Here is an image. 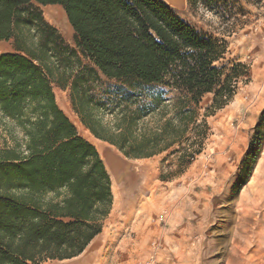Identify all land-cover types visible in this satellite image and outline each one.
Segmentation results:
<instances>
[{
  "label": "trees",
  "instance_id": "obj_1",
  "mask_svg": "<svg viewBox=\"0 0 264 264\" xmlns=\"http://www.w3.org/2000/svg\"><path fill=\"white\" fill-rule=\"evenodd\" d=\"M37 5L63 9L75 48ZM11 40L16 52L0 54V264L77 258L112 211L111 175L58 105L53 82L70 90L91 135L126 158L178 147L168 180L202 153L206 118L225 108L249 75L243 63H224L226 40L203 34L163 0H0V43ZM103 78L123 86L97 99ZM155 85L165 91L147 102L141 90Z\"/></svg>",
  "mask_w": 264,
  "mask_h": 264
},
{
  "label": "rangeland",
  "instance_id": "obj_2",
  "mask_svg": "<svg viewBox=\"0 0 264 264\" xmlns=\"http://www.w3.org/2000/svg\"><path fill=\"white\" fill-rule=\"evenodd\" d=\"M37 7L45 19L46 6ZM174 10L203 34L226 40L224 63H243L249 66V75L240 82L232 101L206 118L210 131L203 151L183 173L165 180L177 170L178 147L149 159L132 160L109 145L126 164L143 166L150 183L133 207L121 213L111 211L104 223V239L94 254L101 264H169L162 255L164 239L172 221L181 216L176 230L188 232L189 240L183 242L181 251H171L177 254L176 263L264 264V0H215L212 5L201 0L193 6L186 0ZM58 31L67 45L76 47L73 30ZM13 52V40L0 44V54ZM102 81L93 92L97 99L113 97L123 86ZM52 87L60 108L71 120H78L90 137L80 130L79 134L94 143L96 139L74 111L70 90L54 82ZM141 91L149 102L152 94L165 88L155 85ZM212 100L211 94L203 98L201 119ZM165 212L166 224L158 220Z\"/></svg>",
  "mask_w": 264,
  "mask_h": 264
},
{
  "label": "crops",
  "instance_id": "obj_3",
  "mask_svg": "<svg viewBox=\"0 0 264 264\" xmlns=\"http://www.w3.org/2000/svg\"><path fill=\"white\" fill-rule=\"evenodd\" d=\"M54 7H58V8H60L63 11V9L60 6H47L46 7V13H45V19L48 22H50V21L47 19L46 14L48 12V9L54 8ZM65 16H66V14H65ZM53 18H54V20H57V17H54L53 16ZM50 23H52V22H50ZM53 24H55L58 27V29H60V27L56 23H53ZM64 25L66 26V24H64ZM2 43L3 42H1L0 44H2ZM77 129H78V127H77ZM78 132H79V129H78ZM88 136L90 137V133L89 132H88ZM88 136H87V138H88ZM97 142H101V141L95 140V142L93 144L95 145V143H97ZM101 143H103V145L105 144L104 147L109 146L108 144H106L104 142H101ZM100 155H101V153H100ZM128 169L129 170H125V172H123L121 174L122 175V185L120 186V188H121V191H122L123 196H124V204H123L122 208H120V209L117 210V209H115V207H114L115 205L113 203L112 213L113 212L114 213H121L122 211L128 209V207H133L137 203L138 198L149 188V184L148 183H150V178H149L150 175L148 174L147 170L143 166L130 165ZM111 178H112V176H111ZM112 191H113V180H112ZM113 196H114V194H113ZM145 208H146V210L148 209L147 206H145ZM181 219H182V217L181 216H178L177 218H175L172 221V225H171L172 228L169 231L168 235L164 239V248L162 250V255L164 256V259L169 262V264H178L175 261L177 254L176 253H172L171 251L173 249H175V248L178 249L177 252L181 251L182 248H183V245H185V244H183V242H187L188 243V240H189L188 232L187 233H183V232H178L176 230L177 225L179 224V222L181 221ZM186 227H187V225H186ZM186 227L184 229H186ZM189 228L190 229H193L191 227H189ZM104 229H105V227L103 228V231H104ZM103 231H102V233L100 235H98L92 241V243L88 246V248L86 249V251L82 255H87V254L90 255V254H93L95 256V254H94L95 249H97L98 244L101 243L103 241V239H104L103 238L104 237L103 236ZM192 234H194V233H191V235ZM176 242H181V244L178 245V244H176ZM180 255H182V254H180ZM185 256H187V254H185ZM168 258H170L172 261H170ZM187 264H189V263H187Z\"/></svg>",
  "mask_w": 264,
  "mask_h": 264
},
{
  "label": "bare ground",
  "instance_id": "obj_4",
  "mask_svg": "<svg viewBox=\"0 0 264 264\" xmlns=\"http://www.w3.org/2000/svg\"><path fill=\"white\" fill-rule=\"evenodd\" d=\"M165 1L169 5H171L173 7H178V8L182 7L183 4H185V2H186V0H165ZM52 15L54 17H57V20H54V18H53ZM46 17H47V19L50 22L56 23L60 27V29L62 31H64V32L65 31H72V28H71L70 24H68L69 22H68V20H67V18L65 16V12L62 11L60 8L54 7V8L48 9V12L46 14ZM64 24H66V26ZM72 121L78 127V129L80 131H82L83 133H85V135H84L85 137L88 136V132L85 129H83V127L81 126V124L79 123L78 120L74 119ZM104 145L101 142L95 143V146L97 147V149L101 153V157H102L104 163L106 164L108 171L110 172V174L112 176V180H113V194H114V205H115L114 207H115V209L118 210V209L122 208V206L124 204V196H123V193H122L121 188H120V186L122 185V175L121 174L123 172H125V170H129L128 168H129L130 165H128L124 161H122L120 159V157L114 152V150H112L109 146L104 147ZM257 178L258 177L256 175V177H255L254 180L257 181ZM243 198L245 199L246 196L244 195ZM243 259L246 260V258H243ZM48 264H101V263L98 260V258L96 256H94L93 254H90V255L87 254V255H81L80 257L74 258L72 260H66V261H63V262H60V263H48Z\"/></svg>",
  "mask_w": 264,
  "mask_h": 264
},
{
  "label": "built area",
  "instance_id": "obj_5",
  "mask_svg": "<svg viewBox=\"0 0 264 264\" xmlns=\"http://www.w3.org/2000/svg\"><path fill=\"white\" fill-rule=\"evenodd\" d=\"M166 214H167V213L165 212L164 214H162V215L158 218V220H159L160 222L165 223V224H166V221H167ZM149 264H151V262H150Z\"/></svg>",
  "mask_w": 264,
  "mask_h": 264
},
{
  "label": "water",
  "instance_id": "obj_6",
  "mask_svg": "<svg viewBox=\"0 0 264 264\" xmlns=\"http://www.w3.org/2000/svg\"><path fill=\"white\" fill-rule=\"evenodd\" d=\"M166 4H168L165 0H163ZM169 5V4H168ZM171 8H178V7H173V6H171V5H169Z\"/></svg>",
  "mask_w": 264,
  "mask_h": 264
}]
</instances>
